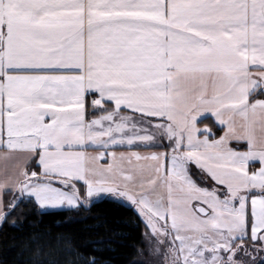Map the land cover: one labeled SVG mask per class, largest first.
Wrapping results in <instances>:
<instances>
[{
	"label": "snow or ice",
	"instance_id": "6c2138e0",
	"mask_svg": "<svg viewBox=\"0 0 264 264\" xmlns=\"http://www.w3.org/2000/svg\"><path fill=\"white\" fill-rule=\"evenodd\" d=\"M17 153L36 167L0 181V224L107 196L166 264H264V0H0V156ZM33 243L27 264H61Z\"/></svg>",
	"mask_w": 264,
	"mask_h": 264
},
{
	"label": "trees",
	"instance_id": "16d2710c",
	"mask_svg": "<svg viewBox=\"0 0 264 264\" xmlns=\"http://www.w3.org/2000/svg\"><path fill=\"white\" fill-rule=\"evenodd\" d=\"M193 179L205 185L196 172ZM11 201L12 197L6 195V210ZM46 213L51 214L41 213L35 204L25 202L0 224V264H27L28 248L35 247L36 237L53 244L50 258L61 264L67 257L63 249L55 247L60 237L70 240L83 255L94 256L97 264H141L136 257L143 244L144 225L128 202L103 196L74 210ZM261 259L257 257L258 262Z\"/></svg>",
	"mask_w": 264,
	"mask_h": 264
},
{
	"label": "crops",
	"instance_id": "0c3cea01",
	"mask_svg": "<svg viewBox=\"0 0 264 264\" xmlns=\"http://www.w3.org/2000/svg\"><path fill=\"white\" fill-rule=\"evenodd\" d=\"M205 123L209 124V126H211L212 122L211 121H205ZM201 127H203V125H201ZM24 167H27V169L29 171H32V170H35L36 166L33 162H26L24 155L20 154V153L13 155L11 158H9L7 160L3 159L2 156H0V181H2L4 179L6 174L8 176H14L16 173L19 172V170L21 168H24ZM193 168L195 169V166H193ZM196 170L198 171V172L196 171V173L199 174V170L198 169H196ZM193 172H195V171H193ZM199 177H200V175H199ZM80 187H81V192H83L84 188H83L82 184L80 185ZM8 194L13 198V196L15 195V191L10 190L8 188L4 189L3 191H0V199L3 200V203H4L5 196ZM99 198H101V197H94V198H92V200L99 199ZM74 209H77V208L63 207V208H59V209H48V210L58 211V210H74Z\"/></svg>",
	"mask_w": 264,
	"mask_h": 264
},
{
	"label": "rangeland",
	"instance_id": "374dc122",
	"mask_svg": "<svg viewBox=\"0 0 264 264\" xmlns=\"http://www.w3.org/2000/svg\"><path fill=\"white\" fill-rule=\"evenodd\" d=\"M193 171L196 172L197 170L193 168ZM199 180L204 184L207 183V181L203 180L201 176L199 177ZM38 211L41 213L51 212V210H40V209H38ZM142 243H143L142 247L139 248L137 252L136 262L141 264H166L165 260L162 259L161 256L152 254V245L154 242L149 239L145 226H144ZM242 258L245 260L249 259V257H242ZM257 264H260V262L257 261Z\"/></svg>",
	"mask_w": 264,
	"mask_h": 264
}]
</instances>
